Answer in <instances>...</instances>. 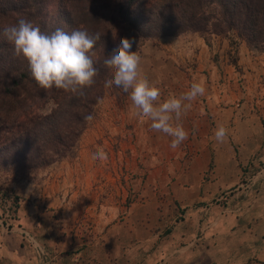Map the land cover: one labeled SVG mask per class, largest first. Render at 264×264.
<instances>
[{"label": "crops", "instance_id": "0c3cea01", "mask_svg": "<svg viewBox=\"0 0 264 264\" xmlns=\"http://www.w3.org/2000/svg\"><path fill=\"white\" fill-rule=\"evenodd\" d=\"M210 37L184 33L162 43L145 41L137 50L144 75L185 60L189 87L182 93L194 82L206 88L181 121L188 132L186 159L168 171L165 203H149L117 230L107 229L85 260L76 263L83 255L75 252L53 264H264V179L254 182L264 176V51ZM163 79L172 81L167 73ZM241 99L250 102L244 116L233 105ZM208 118L212 124H203ZM221 125L228 129L222 144L214 135ZM254 162L259 164L247 166ZM243 176L251 177L254 191L246 198L231 192L218 202Z\"/></svg>", "mask_w": 264, "mask_h": 264}, {"label": "rangeland", "instance_id": "374dc122", "mask_svg": "<svg viewBox=\"0 0 264 264\" xmlns=\"http://www.w3.org/2000/svg\"><path fill=\"white\" fill-rule=\"evenodd\" d=\"M7 1L0 0V29L14 23L10 19L14 18L12 14L1 15V9L10 4ZM165 39L175 37L145 41L157 44ZM11 49L12 45L0 36V62L2 59L6 62ZM177 62L169 61L165 68L157 66L155 73L147 72L149 81L161 89V100L170 94L178 95V92L174 93L177 90L183 94L182 90L189 87L185 81L189 78L184 69L186 61L181 64L178 59ZM165 73L172 81H163ZM243 101L233 104L239 116H244L246 107L250 110V102ZM194 115L198 119L201 117L198 113ZM93 117L78 140L74 158L55 162L34 173L29 180L13 184L11 190L17 196L13 213H10L12 207L8 202L0 203V264H42L18 229L26 231L44 248L51 264L57 263L62 255L65 258L81 252L83 256L75 261L77 263L85 260L82 258L103 241L107 229L114 227L117 230L129 216L144 213L149 203L153 206L154 203H165L168 198L166 178H170L168 171L183 166L186 140L173 149L172 137L153 130L152 122L147 118L134 115L130 93L118 100L106 95L95 107ZM182 120H185L184 116ZM205 122L212 124L213 121L208 118L202 121ZM98 148L108 154L107 161L91 159ZM257 163L247 166L256 167ZM243 178L239 185L243 184L244 190L237 185L223 196L233 192L246 198L254 191L251 177ZM263 179L264 176H256L254 182L261 184ZM156 208L160 210V205Z\"/></svg>", "mask_w": 264, "mask_h": 264}, {"label": "trees", "instance_id": "16d2710c", "mask_svg": "<svg viewBox=\"0 0 264 264\" xmlns=\"http://www.w3.org/2000/svg\"><path fill=\"white\" fill-rule=\"evenodd\" d=\"M8 1L1 15L12 14L14 23L23 17L44 33L56 28L69 33L87 28L103 34L95 47L96 82L85 88L83 95L41 89L27 61L13 55V49L6 62H0V203L8 202L10 213L17 206L12 185L29 180L55 162L74 158L89 123L84 117L93 115L106 95L117 100L127 96L115 86L104 87L112 70L103 60L120 47L121 38L135 41L133 51L145 40L184 33L229 37L249 50L264 51V0ZM49 110L51 114L45 115Z\"/></svg>", "mask_w": 264, "mask_h": 264}, {"label": "clouds", "instance_id": "9594fccd", "mask_svg": "<svg viewBox=\"0 0 264 264\" xmlns=\"http://www.w3.org/2000/svg\"><path fill=\"white\" fill-rule=\"evenodd\" d=\"M102 33L90 32L79 28L71 33L56 28L51 33H44L31 20L21 17L17 22L0 29L2 36L12 45L13 55L27 61L32 78L45 91L53 88L83 95L85 88L96 81L98 62L95 47L101 40ZM135 41L121 38L120 47L103 64L112 70V77L104 83L105 88L113 86L130 93L134 115L150 120L151 128L172 137L171 147L178 148L187 138L188 132L181 123V118L192 107V101L205 94L203 81L194 82L189 90L180 96L170 95L161 100V89L149 81L141 71V56L132 50ZM56 106L53 105V108ZM51 114V110L45 115ZM85 121L94 117L88 114ZM217 143H223L228 137V129L221 125L215 131ZM93 161H107L108 154L98 148L92 153Z\"/></svg>", "mask_w": 264, "mask_h": 264}, {"label": "built area", "instance_id": "2783aa9c", "mask_svg": "<svg viewBox=\"0 0 264 264\" xmlns=\"http://www.w3.org/2000/svg\"><path fill=\"white\" fill-rule=\"evenodd\" d=\"M251 185V184H250ZM249 185L245 184V187L248 188ZM237 188H240L241 190H244V186L243 184L238 185ZM223 194L218 196L216 199L217 200H222L223 199ZM20 235H22L24 241L31 247L32 252L34 254V256L37 258V260L39 262H41L42 264H51V262L48 260L47 255L45 253L44 248L38 244L31 236H29V234L21 229H18Z\"/></svg>", "mask_w": 264, "mask_h": 264}]
</instances>
